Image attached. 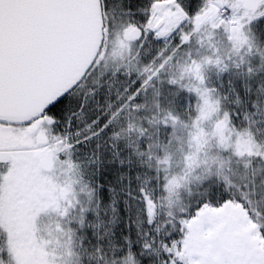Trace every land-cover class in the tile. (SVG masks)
Instances as JSON below:
<instances>
[{
    "label": "snow or ice",
    "instance_id": "snow-or-ice-1",
    "mask_svg": "<svg viewBox=\"0 0 264 264\" xmlns=\"http://www.w3.org/2000/svg\"><path fill=\"white\" fill-rule=\"evenodd\" d=\"M209 101L264 136V0H0V264L42 213L45 264H264V148L167 166Z\"/></svg>",
    "mask_w": 264,
    "mask_h": 264
},
{
    "label": "trees",
    "instance_id": "trees-1",
    "mask_svg": "<svg viewBox=\"0 0 264 264\" xmlns=\"http://www.w3.org/2000/svg\"><path fill=\"white\" fill-rule=\"evenodd\" d=\"M202 118L203 117L201 116L196 123L188 121L187 118H185L181 123L186 132L185 138L177 142L173 149L167 150V166L171 167L172 172L176 174L177 177L186 163L187 154L190 151V144L201 148V151L196 153L193 147V154L198 157L196 162L199 163V161L205 158V152L209 158L223 159L224 154L220 149H224L225 151L231 149L235 150V144L244 141L245 139H252L256 144L263 143L262 139L256 135L254 129L243 126H232L225 122L224 119L222 121H219L220 119L212 121V118H215L214 116L212 118ZM260 151L261 150L258 152L254 151L252 154H249L250 156L257 155ZM160 154V159L165 161L166 158L164 154ZM172 210L178 211L179 204H175Z\"/></svg>",
    "mask_w": 264,
    "mask_h": 264
},
{
    "label": "rangeland",
    "instance_id": "rangeland-1",
    "mask_svg": "<svg viewBox=\"0 0 264 264\" xmlns=\"http://www.w3.org/2000/svg\"><path fill=\"white\" fill-rule=\"evenodd\" d=\"M121 54V47L119 46L118 50L111 51L109 56L110 58H115L116 62L119 63V57ZM110 67H114V65L110 64ZM214 78L215 77H213V79ZM184 99L185 97L181 98V103ZM213 116L216 119L212 118ZM202 117V119L207 117L212 118V121H216L217 119L222 121L223 119L220 116L218 103L215 101H209L208 105L203 110ZM161 135L166 141L168 137L167 131L162 130ZM185 136L186 132L184 131V126L179 124L172 145L167 150L173 149L174 145H176L181 139H184ZM259 138L262 139V144H256L252 139H245L244 141L236 143V152L240 156H250L254 151L258 152L261 148H264V136H259ZM49 183H51V180H49ZM53 187H55V185H53ZM140 207L141 211H143L142 206ZM261 210H264V206H262ZM62 250V241L59 238V233L56 231V217L48 213H42L33 221L31 236L28 243L25 246L17 248V255L21 260V264H45L48 256Z\"/></svg>",
    "mask_w": 264,
    "mask_h": 264
},
{
    "label": "flooded vegetation",
    "instance_id": "flooded-vegetation-1",
    "mask_svg": "<svg viewBox=\"0 0 264 264\" xmlns=\"http://www.w3.org/2000/svg\"><path fill=\"white\" fill-rule=\"evenodd\" d=\"M171 2V0H165V3ZM127 34H125L126 36ZM123 45V39L117 40V37H113V41L110 44V50H109V54L111 53V51L113 50H118L119 46L121 47Z\"/></svg>",
    "mask_w": 264,
    "mask_h": 264
},
{
    "label": "water",
    "instance_id": "water-1",
    "mask_svg": "<svg viewBox=\"0 0 264 264\" xmlns=\"http://www.w3.org/2000/svg\"><path fill=\"white\" fill-rule=\"evenodd\" d=\"M87 11L89 15H95L98 18V9L95 7V5H91Z\"/></svg>",
    "mask_w": 264,
    "mask_h": 264
},
{
    "label": "bare ground",
    "instance_id": "bare-ground-1",
    "mask_svg": "<svg viewBox=\"0 0 264 264\" xmlns=\"http://www.w3.org/2000/svg\"><path fill=\"white\" fill-rule=\"evenodd\" d=\"M238 207V206H237Z\"/></svg>",
    "mask_w": 264,
    "mask_h": 264
}]
</instances>
